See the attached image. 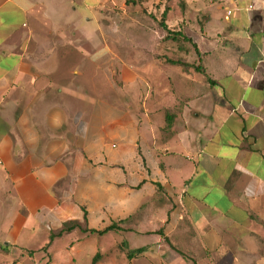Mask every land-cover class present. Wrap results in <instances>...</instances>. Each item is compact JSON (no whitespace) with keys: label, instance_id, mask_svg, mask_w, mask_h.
Segmentation results:
<instances>
[{"label":"crops","instance_id":"0c3cea01","mask_svg":"<svg viewBox=\"0 0 264 264\" xmlns=\"http://www.w3.org/2000/svg\"><path fill=\"white\" fill-rule=\"evenodd\" d=\"M105 2L0 0V264L84 213L123 264H264V5L184 0L194 47L129 59Z\"/></svg>","mask_w":264,"mask_h":264},{"label":"rangeland","instance_id":"374dc122","mask_svg":"<svg viewBox=\"0 0 264 264\" xmlns=\"http://www.w3.org/2000/svg\"><path fill=\"white\" fill-rule=\"evenodd\" d=\"M183 2L184 0H138L135 4H126V0H106L93 15L98 17L97 24H90V27H93L92 29L99 35L110 36V40L106 43L114 52L118 54L123 49L127 52L129 59H134L137 48L150 51L152 46L157 45L159 35L166 42L167 39H164L158 21L164 10H166V23L170 11L183 13L185 9ZM262 5L264 0H257L258 11ZM86 14L92 16L88 15V12H83L82 15ZM172 16L175 15L172 14ZM187 35L193 37L190 32ZM101 44H104L103 41ZM175 44L178 51H181L179 46L193 48V46L190 48L187 41L182 38L176 40ZM118 235L116 233L105 236H86L75 230L54 239L50 247L44 250L41 248L46 242L39 246L33 244L28 247L14 246L11 262L12 264H92L94 256L98 253L95 264H123L120 259L121 251L125 258L134 250L121 248ZM19 260L23 261L19 262Z\"/></svg>","mask_w":264,"mask_h":264},{"label":"trees","instance_id":"16d2710c","mask_svg":"<svg viewBox=\"0 0 264 264\" xmlns=\"http://www.w3.org/2000/svg\"><path fill=\"white\" fill-rule=\"evenodd\" d=\"M137 1L138 0H126V4H128V3L135 4ZM165 17H166V10H164L162 12L161 19L158 21L159 27L163 31L164 39L176 41L179 38H182L183 40L190 42V38H188L182 31L169 28L167 23L165 22L166 21ZM192 46L194 47V44H192ZM179 49H181V51H183L185 53L188 52V49L185 46H179ZM165 61L169 64H172V65L181 66L183 68V70H187L189 67H193L192 64L186 63L185 61H182L181 59L173 60V59L166 58ZM194 69L197 72H200L201 74L205 75L204 69L202 68V66L200 64L197 66H194ZM119 222H120L119 220L118 221H112L109 226H107L101 230L89 229L87 227L86 214L84 213L83 219L81 221H79V220H67V221H64L60 225V227H58L57 229L50 230L49 234H48V240L41 249L42 250L47 249L48 247H50V245L54 239L60 238L64 234L71 233L77 229L83 233H89V234H95V235H103L105 233L112 232V231L115 232L118 229V223ZM135 252L136 251H134L133 253H135ZM133 253L128 254L127 256L131 257V255ZM97 257H98V253H96V255L94 256L92 264L96 263Z\"/></svg>","mask_w":264,"mask_h":264}]
</instances>
